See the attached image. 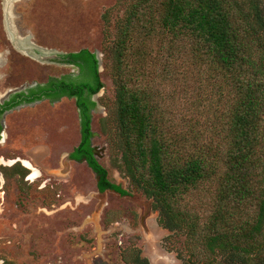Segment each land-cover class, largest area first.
<instances>
[{"label": "trees", "instance_id": "1", "mask_svg": "<svg viewBox=\"0 0 264 264\" xmlns=\"http://www.w3.org/2000/svg\"><path fill=\"white\" fill-rule=\"evenodd\" d=\"M262 6L134 0L120 24L114 146L128 178L154 202L167 240L186 237L190 264H264ZM63 58L78 73L52 77L30 95L75 100L82 138L71 159L88 160L100 192L128 196L93 155L92 98L104 88L97 55ZM138 262L148 264L142 251Z\"/></svg>", "mask_w": 264, "mask_h": 264}, {"label": "rangeland", "instance_id": "2", "mask_svg": "<svg viewBox=\"0 0 264 264\" xmlns=\"http://www.w3.org/2000/svg\"><path fill=\"white\" fill-rule=\"evenodd\" d=\"M239 1L248 9L250 0ZM133 2L0 0V100L52 77L76 75L64 61L67 54H98L104 88L92 112V144L109 180L129 192L100 193L88 164L69 160L81 142L74 99L9 112L0 144V264H138L141 251L148 264H181L179 257L190 264L186 237L177 233L167 240L171 233L160 226L154 202L128 178L114 146V50ZM6 8L17 37H31L39 48L58 54L40 61L18 48Z\"/></svg>", "mask_w": 264, "mask_h": 264}, {"label": "flooded vegetation", "instance_id": "3", "mask_svg": "<svg viewBox=\"0 0 264 264\" xmlns=\"http://www.w3.org/2000/svg\"><path fill=\"white\" fill-rule=\"evenodd\" d=\"M18 40H20V38L17 37ZM27 40V39H25ZM27 42H30V41H27ZM49 81V79L47 80V82ZM46 82V83H47ZM46 83H42V84H33L32 86H29L27 87L26 89H21V90H18L16 92H13L12 94H10L6 99L4 100H0V144L2 142H4L6 140V116L9 112H12L13 110L17 109V108H20L22 106H29V105H33V104H36V103H39V102H43V101H47L51 104L53 103H56V102H52L51 99H49L48 97H45L44 95L36 92L34 95H30V92L29 90L30 89H33V88H36L38 85H44ZM99 94V93H98ZM96 94V95H98ZM37 97H41V99H37ZM94 98V97H93ZM92 98V99H93ZM34 100V101H30L28 102V100ZM64 99V98H62ZM61 99V100H62ZM60 100V101H61ZM93 101L97 104V101H95L93 99ZM59 102V101H57ZM95 109L92 110V112L94 111ZM93 136H92V139H91V142L93 140V137L95 136L94 132H92ZM81 138H82V135H81ZM81 143V142H80ZM3 144V143H2ZM92 148H93V155H94V158L95 160L98 162L97 158H96V149L93 147V144H92ZM73 153V152H72ZM71 153V154H72ZM71 154L69 156V160H73V161H76V162H79V163H84L86 162L88 164V166L90 167L89 163H88V160L87 159H79V160H74V159H71ZM17 163H21V160H18ZM91 168V167H90ZM28 169V168H27ZM92 169V168H91ZM30 172L31 170L28 169ZM93 171V169H92ZM94 172V171H93ZM95 173V172H94ZM95 175L97 176L98 178V182H99V177L98 175L95 173ZM98 182H97V185H98ZM118 185V184H117ZM121 186V185H120ZM98 187V186H97ZM122 187V186H121ZM123 189V187H122ZM124 190V189H123ZM99 191V189H98ZM107 191H112V192H115V193H118L116 191H113V190H107ZM105 191V192H107ZM126 191V190H125ZM100 192V191H99ZM104 192V193H105ZM102 193V192H100ZM120 194V193H118ZM121 195V194H120ZM6 264V263H5ZM7 264H11V263H7Z\"/></svg>", "mask_w": 264, "mask_h": 264}, {"label": "water", "instance_id": "4", "mask_svg": "<svg viewBox=\"0 0 264 264\" xmlns=\"http://www.w3.org/2000/svg\"><path fill=\"white\" fill-rule=\"evenodd\" d=\"M7 24H8V20H7ZM8 30H9V33L11 35L13 42H17V36H16L15 32H13L10 29L9 24H8ZM25 39H27V40H25ZM27 41H30V42L27 43ZM18 42L19 43L16 44V46H18V48H20L22 51L26 52L29 56H31L37 60H40V61H43L44 58H49L54 53L58 54V52L39 48L38 46H36L35 44H33L31 42V37L22 38V40H19ZM96 55H97V59L99 60V65H100V56L98 54H96ZM24 89H26V88H24ZM96 96L97 95H95L93 98L95 101H96Z\"/></svg>", "mask_w": 264, "mask_h": 264}, {"label": "bare ground", "instance_id": "5", "mask_svg": "<svg viewBox=\"0 0 264 264\" xmlns=\"http://www.w3.org/2000/svg\"><path fill=\"white\" fill-rule=\"evenodd\" d=\"M10 4H11V3H10ZM6 15H7V20H8L9 27H10V29L14 32V30H13V28H12V25H11V17H10V15H9V12L7 11V8H6ZM18 38H20V40H22L21 37H18ZM18 41H19V40L17 39V42H14L15 45H16L17 43H19ZM27 43H29V42H27ZM17 47H18V46H17Z\"/></svg>", "mask_w": 264, "mask_h": 264}]
</instances>
